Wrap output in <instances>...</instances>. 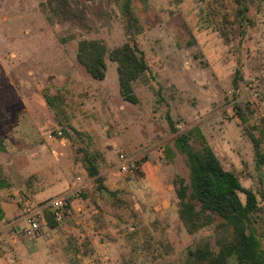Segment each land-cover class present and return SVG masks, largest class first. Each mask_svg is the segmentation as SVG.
Masks as SVG:
<instances>
[{"label":"rangeland","instance_id":"rangeland-1","mask_svg":"<svg viewBox=\"0 0 264 264\" xmlns=\"http://www.w3.org/2000/svg\"><path fill=\"white\" fill-rule=\"evenodd\" d=\"M72 2L82 17L59 21L48 0H0V138L8 137L0 149V202L13 209L9 223L18 217L23 229L24 205L40 207L73 190L78 176L87 177L85 157L114 194L92 181L71 198L65 229L46 221L33 239L10 226L18 242L3 239L0 264H197L192 252L216 249L221 221L190 234L175 207L163 208L170 203L167 172H174L169 183L189 182L174 139L195 127L222 166L256 194L253 246L264 260V0ZM83 39L102 41L109 52L130 43L143 53L149 71L134 84L137 105L122 99L108 55L102 81L79 64ZM191 143L200 147L196 133ZM120 153L160 170L144 177L138 166L123 174ZM46 237L54 240L49 247Z\"/></svg>","mask_w":264,"mask_h":264},{"label":"trees","instance_id":"trees-1","mask_svg":"<svg viewBox=\"0 0 264 264\" xmlns=\"http://www.w3.org/2000/svg\"><path fill=\"white\" fill-rule=\"evenodd\" d=\"M49 12L57 16L59 21L79 19L81 14H75L72 0H48ZM117 63L119 90L122 99L133 105L139 103L134 91L135 82L146 72L149 65L143 53L136 45L125 43L115 47L110 52L99 40H80L77 50V61L88 74L102 81L106 77V61ZM173 133L179 131L171 118L167 117ZM195 131V132H194ZM194 131L178 133L174 139L177 151L187 158L189 167V182L183 180L173 182L175 202L179 220L188 233H196L200 228L220 220L218 224V239L216 249L208 246L198 247L192 252L197 264H264L254 248L259 244L252 230L251 216L258 210L256 194L244 188L238 177L226 170L208 142L206 137L194 128ZM193 133L200 141V147L191 143ZM252 141L254 140L253 137ZM257 147V141L254 140ZM3 139L0 138V149H3ZM165 154L171 158L173 149H165ZM87 175L92 178L99 192L113 196L100 176L98 166L91 158L81 161ZM245 196V201L240 197ZM45 219L50 228L57 226L53 214L45 211Z\"/></svg>","mask_w":264,"mask_h":264},{"label":"built area","instance_id":"built-area-1","mask_svg":"<svg viewBox=\"0 0 264 264\" xmlns=\"http://www.w3.org/2000/svg\"><path fill=\"white\" fill-rule=\"evenodd\" d=\"M255 80L253 79L252 82ZM251 93L254 97H258L261 94V89L258 85H254ZM62 133L59 132V135ZM142 169V164L137 163L135 157H127L124 153L119 154V164L118 168L121 173L126 175H134L137 170ZM79 189H73L70 192L63 194L59 197L50 199L45 203L41 204L40 207H35V205L26 203L24 205L23 223L24 228L21 231L24 233L25 237L33 239L35 238L36 232L41 229L43 224H46L45 211H50L56 222L61 223L64 219L70 215L71 212V198H74Z\"/></svg>","mask_w":264,"mask_h":264},{"label":"crops","instance_id":"crops-1","mask_svg":"<svg viewBox=\"0 0 264 264\" xmlns=\"http://www.w3.org/2000/svg\"><path fill=\"white\" fill-rule=\"evenodd\" d=\"M31 127V126H30ZM30 127H29V137H31V139H32V141H34L33 140V134L31 133L32 132V130L30 129ZM18 135V133H15V136H17ZM8 138V137H7ZM7 138H4V140H3V143H2V145H3V151L5 150V148L7 149V147H6V142L8 141L7 140ZM26 140L27 141H29L30 139L28 138H26ZM170 159V158H169ZM170 164H168L167 166H164V167H168ZM160 166L161 165H159V164H150V163H148V162H146V163H144V165L142 164V169L144 170V177H148V176H151V175H154V174H156L160 169ZM3 170H4V172L5 173H8V172H6V167H3ZM100 170V169H99ZM87 174V173H86ZM174 174V172L172 173H168L167 172V183H166V192H167V195H168V198H169V204H167V203H165V204H163L162 206H163V208H171V206H173V207H175L176 208V210H177V206H176V202H175V194H174V185H173V182L174 181H172V182H170L169 183V181H170V178L172 177V175ZM4 176V175H3ZM100 176H102V174H101V172H100ZM88 177V178H87ZM87 177H81V176H78L77 178H76V180H77V184H74L73 185V188L75 189H79V191L78 192H80V193H83V192H87L86 190H87V188L88 187H90V185H91V183H92V181H94L92 178H90L88 175H87ZM104 179H105V177L104 176H102ZM173 180V179H172ZM104 184H105V186L107 187V185H106V179L104 180ZM108 188V187H107ZM108 190L109 191H111L109 188H108ZM77 202H78V200L77 199H74L73 200V205H74V207L76 208V205H77ZM33 203H35V202H33ZM39 203V202H38ZM3 205H5V207H4V210L1 208ZM72 209V208H71ZM81 208H77L76 210L78 211V210H80ZM73 210V209H72ZM71 210V211H72ZM74 211H75V209H74ZM74 211H73V214H74ZM7 213H9V217H7L6 218V215H7ZM72 214V212H70V215ZM12 215H13V209L12 208H10L8 205H6L3 201H1L0 202V243H5V246L7 245L6 244V242H5V240H6V238H7V236L9 237V238H11V239H13L14 240V243H15V245H17V239H14L13 238V235H11L10 234V232H9V227L10 226H15V231L17 232V231H21V223H17V220H18V217H17V219L14 221V222H11V223H9V219H11V217H12ZM20 215V214H19ZM18 215V216H19ZM70 215H68L67 216V218H72V216H70ZM70 216V217H69ZM67 218H65L64 220H67ZM23 223V222H22ZM6 224V225H5ZM24 224V223H23ZM3 225V226H2ZM56 227H59L60 229H65L66 227H67V222L66 221H63V222H61V223H58L57 224V226ZM45 236H48V234H46ZM5 238V240H3ZM48 239V240H47ZM46 244H47V246L49 247V242H52V241H54L53 239H49V238H47L46 237ZM60 242L62 243V242H64V239H61L60 240ZM9 246H12V245H9ZM63 246H65V244H58L56 247L59 249V248H62ZM38 248V247H37ZM39 249V248H38ZM36 251H38L37 249H36ZM8 255H5V257H2L1 259L2 260H6V257H7Z\"/></svg>","mask_w":264,"mask_h":264}]
</instances>
